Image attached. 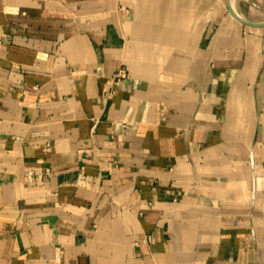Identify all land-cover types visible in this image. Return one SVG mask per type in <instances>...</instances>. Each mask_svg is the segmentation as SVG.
Here are the masks:
<instances>
[{
	"label": "crops",
	"instance_id": "obj_1",
	"mask_svg": "<svg viewBox=\"0 0 264 264\" xmlns=\"http://www.w3.org/2000/svg\"><path fill=\"white\" fill-rule=\"evenodd\" d=\"M220 3L0 0V264H264V26Z\"/></svg>",
	"mask_w": 264,
	"mask_h": 264
},
{
	"label": "rangeland",
	"instance_id": "obj_2",
	"mask_svg": "<svg viewBox=\"0 0 264 264\" xmlns=\"http://www.w3.org/2000/svg\"><path fill=\"white\" fill-rule=\"evenodd\" d=\"M234 3H235L237 10L243 13L244 15L248 17H252V19L257 18V17L264 18V12L261 11L260 9H257L255 6H253L249 0H236ZM220 9H221L220 20L222 23L221 25L223 24H225V26L229 25L228 20L232 16L230 15V11L227 8L226 4L224 3V0H221Z\"/></svg>",
	"mask_w": 264,
	"mask_h": 264
},
{
	"label": "water",
	"instance_id": "obj_3",
	"mask_svg": "<svg viewBox=\"0 0 264 264\" xmlns=\"http://www.w3.org/2000/svg\"><path fill=\"white\" fill-rule=\"evenodd\" d=\"M226 2V6L228 7L230 13L232 14L233 17H235L237 20H239L240 22L247 24V25H251V26H264V21H256V20H252V19H248V18H243L242 16H240L232 7V5L230 4V0H225ZM252 3L256 4L255 2H253L252 0H249ZM263 144H264V119H263Z\"/></svg>",
	"mask_w": 264,
	"mask_h": 264
},
{
	"label": "bare ground",
	"instance_id": "obj_4",
	"mask_svg": "<svg viewBox=\"0 0 264 264\" xmlns=\"http://www.w3.org/2000/svg\"><path fill=\"white\" fill-rule=\"evenodd\" d=\"M236 0H230V4L232 5V7L234 8V10L243 18H245L243 15L240 14V12L237 10L236 6H235V2ZM260 21H264V20H260Z\"/></svg>",
	"mask_w": 264,
	"mask_h": 264
},
{
	"label": "built area",
	"instance_id": "obj_5",
	"mask_svg": "<svg viewBox=\"0 0 264 264\" xmlns=\"http://www.w3.org/2000/svg\"><path fill=\"white\" fill-rule=\"evenodd\" d=\"M126 74L124 73V71L122 70L121 73H120V76L121 77H124Z\"/></svg>",
	"mask_w": 264,
	"mask_h": 264
}]
</instances>
